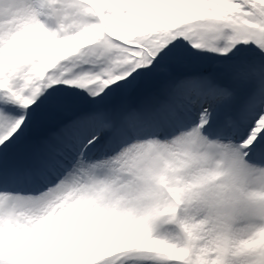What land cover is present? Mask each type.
I'll return each instance as SVG.
<instances>
[{
  "label": "snow or ice",
  "instance_id": "6c2138e0",
  "mask_svg": "<svg viewBox=\"0 0 264 264\" xmlns=\"http://www.w3.org/2000/svg\"><path fill=\"white\" fill-rule=\"evenodd\" d=\"M0 264H264V0H0Z\"/></svg>",
  "mask_w": 264,
  "mask_h": 264
}]
</instances>
